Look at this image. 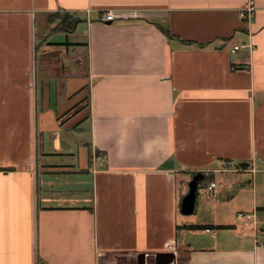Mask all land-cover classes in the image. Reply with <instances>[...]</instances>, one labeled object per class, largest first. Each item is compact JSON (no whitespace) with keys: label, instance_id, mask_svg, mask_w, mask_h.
I'll use <instances>...</instances> for the list:
<instances>
[{"label":"crops","instance_id":"0c3cea01","mask_svg":"<svg viewBox=\"0 0 264 264\" xmlns=\"http://www.w3.org/2000/svg\"><path fill=\"white\" fill-rule=\"evenodd\" d=\"M60 13L78 20L69 48L48 39ZM40 52L67 57L56 87L70 62L83 86L50 94ZM198 173L218 191L183 215ZM158 253L264 264V0H0V264Z\"/></svg>","mask_w":264,"mask_h":264},{"label":"rangeland","instance_id":"374dc122","mask_svg":"<svg viewBox=\"0 0 264 264\" xmlns=\"http://www.w3.org/2000/svg\"><path fill=\"white\" fill-rule=\"evenodd\" d=\"M76 16H68L67 14H56V15H52V17L50 18V22L52 23V25L54 26V29H59L58 31L49 33V37L48 39L50 40V42L52 43H63L65 44L66 48L70 47V43L71 42H77L78 40L81 41V37L77 36H69L67 32L72 33V26L74 25V22L76 20ZM63 27V28H62ZM64 53H60V57L59 60L58 59H48L46 57H44L42 55V53L40 52L37 56V63H36V67H35V71L38 75V81L40 80H46L49 83V91L50 94H56L58 96H61L62 94H66L68 96H71L76 90L77 88H80L81 86H83V82H84V78H82L80 75H73L74 70H76V66L74 65L75 63L70 62V66L69 68L73 71H70V73L68 75L64 76V79H62L63 77H59L58 78V82L60 83L58 85V87H56V83H57V77L55 75H48L45 76L46 74H49L50 71L46 70L48 68V66H52L57 69L60 73H62V66L64 65V63H67V57H63ZM69 65V64H68ZM86 63L80 64V68L81 66L85 67ZM66 67V66H65ZM60 68V70H59ZM68 68V67H67ZM52 73V72H51ZM50 73V74H51ZM61 75V74H60ZM45 83V81H44ZM60 86V87H59ZM79 86V87H78ZM56 90V92H55ZM41 91H42V85L41 82H39L38 85V96H37V103L40 106L41 105ZM53 103L55 102V99H53ZM58 102H64L63 100L60 101L58 100ZM77 105H75L74 107L76 108ZM85 126H87V123H85ZM85 132V131H84ZM79 139H87L88 135L85 132L84 134H81V136H78ZM192 215V214H191ZM188 215V216H191ZM127 260V258H118V257H114V256H106L102 259V262H106V264H109L111 262H125ZM150 264H154V262L150 261Z\"/></svg>","mask_w":264,"mask_h":264},{"label":"built area","instance_id":"2783aa9c","mask_svg":"<svg viewBox=\"0 0 264 264\" xmlns=\"http://www.w3.org/2000/svg\"><path fill=\"white\" fill-rule=\"evenodd\" d=\"M254 10H255L254 3L252 1H249L246 7L242 10V16L244 18H247L253 14ZM116 18L117 15H115L112 11L107 10L100 13L98 21L101 23H108V22H113ZM241 48H246L251 50L252 46L250 44L236 45L233 47L231 52L234 53L235 51ZM218 188H219L218 184L212 181L210 183H205L202 187H198V193L208 195V197L213 199L216 192L218 191ZM237 218L242 221V224L245 227L256 224L255 215L252 213L251 214L238 213Z\"/></svg>","mask_w":264,"mask_h":264},{"label":"water","instance_id":"95a60500","mask_svg":"<svg viewBox=\"0 0 264 264\" xmlns=\"http://www.w3.org/2000/svg\"><path fill=\"white\" fill-rule=\"evenodd\" d=\"M108 22L107 24H109ZM203 180L202 174L198 173L193 176L192 180L189 183V191L188 193L182 198L180 204V211L183 215H190L192 214L195 206L196 197L198 195V185L200 181ZM143 257V256H142ZM154 260L157 262H162L161 264H173L174 257L171 253H158L154 255ZM167 260V261H165ZM144 261L142 260L141 264Z\"/></svg>","mask_w":264,"mask_h":264},{"label":"trees","instance_id":"16d2710c","mask_svg":"<svg viewBox=\"0 0 264 264\" xmlns=\"http://www.w3.org/2000/svg\"><path fill=\"white\" fill-rule=\"evenodd\" d=\"M76 21H78V20L76 19L75 22H76ZM75 22H74V23H75ZM72 29H73V26H72L71 30H72ZM161 31H162V33H163L167 38H169V39H170V38H173V37L171 36V34H170L168 31H166V30L164 31L163 29H161ZM188 44H190V43H188ZM203 181H204V182H203L204 184H205V183H210V182H212L211 179H209L208 177H206V176H204V175H203Z\"/></svg>","mask_w":264,"mask_h":264}]
</instances>
